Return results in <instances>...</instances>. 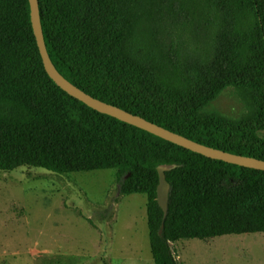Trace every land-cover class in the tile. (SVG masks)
Returning a JSON list of instances; mask_svg holds the SVG:
<instances>
[{
	"label": "trees",
	"instance_id": "trees-1",
	"mask_svg": "<svg viewBox=\"0 0 264 264\" xmlns=\"http://www.w3.org/2000/svg\"><path fill=\"white\" fill-rule=\"evenodd\" d=\"M47 54L84 94L195 143L264 161V0H38ZM200 40L189 52L184 35ZM231 88L238 118L208 111ZM113 170L146 196L153 264L171 244L264 234V171L212 160L102 114L44 71L28 0H0V172ZM168 183L157 203V168ZM109 206L105 213H108Z\"/></svg>",
	"mask_w": 264,
	"mask_h": 264
},
{
	"label": "rangeland",
	"instance_id": "rangeland-1",
	"mask_svg": "<svg viewBox=\"0 0 264 264\" xmlns=\"http://www.w3.org/2000/svg\"><path fill=\"white\" fill-rule=\"evenodd\" d=\"M184 40L189 52L200 47ZM207 110L232 119L244 112L231 88ZM114 174L0 172V264H153L146 196H119ZM171 249L179 264H264L261 233L181 240Z\"/></svg>",
	"mask_w": 264,
	"mask_h": 264
},
{
	"label": "water",
	"instance_id": "water-1",
	"mask_svg": "<svg viewBox=\"0 0 264 264\" xmlns=\"http://www.w3.org/2000/svg\"><path fill=\"white\" fill-rule=\"evenodd\" d=\"M28 2L30 8L32 30L44 71L56 83V85L59 86L68 95L83 102L85 105L97 110L102 114L116 118L120 121L125 122L126 124L134 126L145 132H148L156 137H159L165 141H168L176 146L189 150L193 153L202 155L212 160L222 161L255 170L264 171L263 160L237 156L195 143L183 136L177 135L160 126H157L156 124L151 123L137 115H133L118 107L105 104L104 102H101L97 99H94L84 94L78 88H76L67 80H65L63 77H61L54 69L53 65L49 60L46 46L44 43V38L40 23V16L38 11V0H28ZM168 169L169 168L167 167L157 168L158 179H159L156 190L157 203L159 207L162 209L164 216L167 213V200H168V188H169L168 183L165 180L164 172Z\"/></svg>",
	"mask_w": 264,
	"mask_h": 264
}]
</instances>
